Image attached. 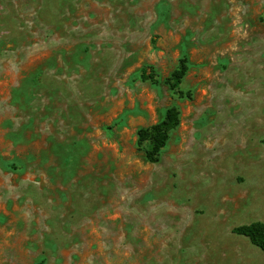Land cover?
I'll use <instances>...</instances> for the list:
<instances>
[{"label":"rangeland","instance_id":"obj_1","mask_svg":"<svg viewBox=\"0 0 264 264\" xmlns=\"http://www.w3.org/2000/svg\"><path fill=\"white\" fill-rule=\"evenodd\" d=\"M254 222L264 0H0V264H264Z\"/></svg>","mask_w":264,"mask_h":264},{"label":"trees","instance_id":"obj_2","mask_svg":"<svg viewBox=\"0 0 264 264\" xmlns=\"http://www.w3.org/2000/svg\"><path fill=\"white\" fill-rule=\"evenodd\" d=\"M188 71L187 65L184 63L173 74L175 85H179L182 79L186 76ZM143 80H155L152 73L147 74L146 69L142 75ZM179 111L176 108L168 110L166 117L159 123L151 126L150 128H142L139 130V145L143 142H150V148L147 153V158L150 162L156 163L159 160V154L164 149L169 139L171 130L179 126ZM234 234L244 236L260 248L264 252V223L254 222L244 225L233 230Z\"/></svg>","mask_w":264,"mask_h":264}]
</instances>
